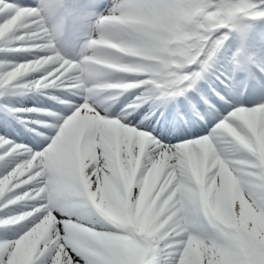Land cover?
Returning a JSON list of instances; mask_svg holds the SVG:
<instances>
[{
    "label": "snow or ice",
    "instance_id": "snow-or-ice-1",
    "mask_svg": "<svg viewBox=\"0 0 264 264\" xmlns=\"http://www.w3.org/2000/svg\"><path fill=\"white\" fill-rule=\"evenodd\" d=\"M122 7L107 21L122 33L108 87L114 101L129 95L101 115L81 102L69 58L45 45L32 5L0 0V52L25 53L0 61V97L55 101L28 110L47 115L27 144L0 135V228L14 234L0 239V264H264V58L247 46L264 0ZM95 14L78 21L91 28Z\"/></svg>",
    "mask_w": 264,
    "mask_h": 264
},
{
    "label": "clouds",
    "instance_id": "clouds-1",
    "mask_svg": "<svg viewBox=\"0 0 264 264\" xmlns=\"http://www.w3.org/2000/svg\"><path fill=\"white\" fill-rule=\"evenodd\" d=\"M123 3L124 0H111L103 12L93 16L88 39L84 41L77 56L69 59V68L74 70L72 75L81 85V102L87 103L89 110L101 115L116 102L108 87L111 83L108 68L113 64L110 53L114 46L112 41L122 35L117 29L109 28L107 21L119 20L125 14ZM32 7L39 14L45 45L60 52V36L64 34L69 18L76 19L73 12L65 11L69 7L68 0H34Z\"/></svg>",
    "mask_w": 264,
    "mask_h": 264
},
{
    "label": "rangeland",
    "instance_id": "rangeland-1",
    "mask_svg": "<svg viewBox=\"0 0 264 264\" xmlns=\"http://www.w3.org/2000/svg\"><path fill=\"white\" fill-rule=\"evenodd\" d=\"M68 4H69V7L65 11L73 12L76 16V19L69 18L63 38L60 40L58 44V48L62 55H64L66 58L72 59V55L73 54L76 55L74 53L75 52L74 47L76 48V44H78V42L80 41V40L79 41L77 40L79 38L80 39L84 38L87 40L88 35L91 31V28L79 23V21L77 20L79 15L82 12L89 11V10L95 11L96 13H100L106 7V5H105V2H103V0H68ZM262 21L263 19H261V21L252 22V27L256 25V28H262L264 25V22L257 25L258 22H262ZM253 29L254 28H252L250 31H253ZM251 35H248V36H251ZM69 36L71 37V39ZM247 46H249V43H247ZM14 56H15V52H0V61L2 60L13 61ZM32 92L33 91L31 90L14 89V90H10L4 96L0 97V124H2V126L6 124L9 129H14V125H16L18 121L22 122L24 120L25 129L26 128L27 129L29 128L38 129L35 125L31 124L30 119L32 120V117H31L32 114L28 112V110L31 109L30 103L34 99L33 95L35 92L33 93ZM46 107L47 106H45V109ZM121 107H124V105L121 104ZM10 108L11 109H23L25 111H19V112H16L17 114L11 115L12 112L8 111V109ZM209 127H211V125ZM205 131H207V129ZM0 135L10 136L9 133H6L4 130H2L1 127H0ZM31 137H32V134H28L27 136L28 139H23L21 136H19L18 138H16V140L22 144H27L29 140L31 139ZM11 166L12 165L9 163L8 167H11ZM4 171H5V163L3 161H0V173ZM11 227L15 228L17 226L13 225ZM3 238L12 239L14 238V234L11 231L6 233L3 228H0V239H3Z\"/></svg>",
    "mask_w": 264,
    "mask_h": 264
},
{
    "label": "bare ground",
    "instance_id": "bare-ground-1",
    "mask_svg": "<svg viewBox=\"0 0 264 264\" xmlns=\"http://www.w3.org/2000/svg\"><path fill=\"white\" fill-rule=\"evenodd\" d=\"M27 2L30 4V5H33L34 4V0H27ZM103 2H105V5H106V7L101 11V12H103L109 5H110V3H111V0H103ZM78 20V19H77ZM257 21H261V19H258V20H256L255 22H257ZM264 22V19H263V21L262 22H258L257 23V25L258 24H261V23H263ZM68 26H69V24H68ZM74 27H75V25H74ZM252 27V26H251ZM83 28V27H82ZM90 28V27H89ZM252 28H254L253 29V31H249V33H248V35H251L252 34V32H253V34L251 35V36H248L247 37V43H249V46H248V48H249V50H250V52L251 53H253L255 56H257V57H259V58H264V25H263V27L262 28H256V25H254V27H252ZM251 28V29H252ZM86 29V28H85ZM250 29V30H251ZM256 29V30H255ZM82 34V33H81ZM68 37V36H67ZM70 37V36H69ZM70 39H71V37H70ZM73 39V38H72ZM68 40V39H67ZM71 44V43H70ZM236 44H237V37H236V35L234 34V33H232L231 35H230V38L225 42V47L221 50V52L219 53V56H220V63L221 64H225L226 62H227V59H228V57H230L231 56V54H232V52L235 50V46H236ZM25 57V53H21V52H15V56L13 57V61H18V60H22L23 58ZM254 71H255V69H254ZM256 75L257 76H260L261 75V73L260 72H256ZM141 91H143V89L141 88V89H136V90H131V92H132V94H136V93H138V92H141ZM129 95V93L128 92H126L125 94H124V96H121L115 103H114V105L112 106V108L110 109V111H112V112H118L119 110H120V107H121V104L122 103H120V101H123L124 99H125V96H128ZM47 102V98H45V97H40V98H38L36 101H32V104L34 105V106H32L31 105V109H36L37 107H38V109L40 108V109H44L45 108V106L42 104V103H46ZM149 103H151V101L149 102ZM164 105L163 104H161V103H159V102H157V105H154L153 106V109H157V110H155V111H153V109H152V111H153V113H154V116H151V117H149V119L150 120H152V122L157 126V127H159L160 126V122L161 121H163L164 120V116L162 115L161 116V114H160V118H159V121L157 122V119H158V110L160 109V108H162ZM144 107H145V109L147 110V108H148V105L147 104H145L144 105ZM122 108V107H121ZM30 110V109H29ZM29 113H31V114H34V113H37V111H35V112H33V111H28ZM27 112V113H28ZM162 113V112H161ZM15 114H17V113H15ZM15 114H11V115H15ZM26 114V113H25ZM6 115H7V113H6ZM37 116H40V113L38 114H36ZM148 121H145V123H147ZM210 125H208V127H209ZM0 127L2 128V130H4L6 133H9V135L11 136V138L13 139V140H16V138H18L19 136H24L25 135V133L23 132V130L24 129H22L19 125H14V129H9L8 127H7V125L5 124L4 126H2V124H0ZM207 128H204V129H202V131H205Z\"/></svg>",
    "mask_w": 264,
    "mask_h": 264
}]
</instances>
